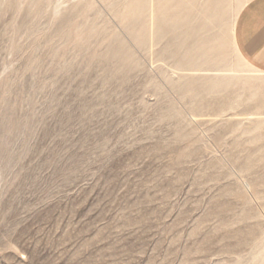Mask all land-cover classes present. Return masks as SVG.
<instances>
[{"label":"rangeland","instance_id":"374dc122","mask_svg":"<svg viewBox=\"0 0 264 264\" xmlns=\"http://www.w3.org/2000/svg\"><path fill=\"white\" fill-rule=\"evenodd\" d=\"M246 1L0 0V264H264Z\"/></svg>","mask_w":264,"mask_h":264},{"label":"crops","instance_id":"0c3cea01","mask_svg":"<svg viewBox=\"0 0 264 264\" xmlns=\"http://www.w3.org/2000/svg\"><path fill=\"white\" fill-rule=\"evenodd\" d=\"M214 12V1L211 2ZM236 46L245 61L264 71V0H247L234 26Z\"/></svg>","mask_w":264,"mask_h":264}]
</instances>
